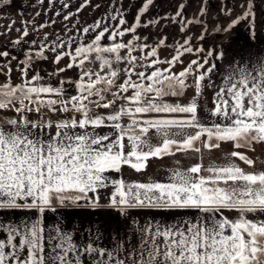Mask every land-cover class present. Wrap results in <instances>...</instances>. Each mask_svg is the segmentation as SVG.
<instances>
[{"label":"snow or ice","instance_id":"snow-or-ice-1","mask_svg":"<svg viewBox=\"0 0 264 264\" xmlns=\"http://www.w3.org/2000/svg\"><path fill=\"white\" fill-rule=\"evenodd\" d=\"M54 2L48 0L49 5ZM12 3L0 0L3 6ZM60 3L63 9L70 7L68 0ZM38 4L43 8L45 0ZM246 4L223 31L251 21L249 31L255 35L254 9L264 0ZM90 6L92 0H81L62 20ZM109 6L114 14L106 12L91 24L71 29L65 24L63 31L76 32L67 39L42 31L55 25L54 19L39 25L35 19L21 21L15 28L20 35L5 45L36 47L18 60V83L12 76L17 56L7 47L0 49L6 61L0 64V213L34 214L18 222L0 221V264H264V160L256 156L258 148L264 149V59L250 67H232L208 107L204 91L212 87L213 51L184 66L181 57L186 53L204 52L194 49L188 36L170 59H161L159 49L167 37L149 44L137 34L160 23L141 20L155 0H142L130 26L124 11ZM184 8L181 3L166 18L181 23ZM200 12L206 14L204 8ZM201 23L189 19L181 32ZM15 24L11 20L0 35L7 36ZM30 28L39 40H25ZM128 35L131 39L125 41ZM137 51L144 54L137 56ZM217 56L223 58V51ZM38 60L56 68L42 76L34 70ZM63 60L67 63L60 67ZM86 63H97L99 70ZM121 63L126 65L123 75L116 66ZM177 64L182 68L175 72ZM73 69L78 70L75 81L59 80V86L45 81ZM66 83L75 86L76 95L67 94ZM189 88L194 94L183 103L172 99L185 98ZM44 112L67 118L54 120ZM224 144L232 150L218 163L214 154ZM165 158L173 165L165 178L149 175L150 162ZM125 168L143 179H126ZM60 209H114L131 230L110 248L100 244L99 235L78 243L59 223L45 225V214ZM141 214L143 222L137 218Z\"/></svg>","mask_w":264,"mask_h":264},{"label":"crops","instance_id":"crops-1","mask_svg":"<svg viewBox=\"0 0 264 264\" xmlns=\"http://www.w3.org/2000/svg\"><path fill=\"white\" fill-rule=\"evenodd\" d=\"M70 7L68 9H63L60 0H55L51 5L48 4V0H45V5L41 8L38 4V0H13V3L9 6H3L2 11H0V33L5 32V28L9 25L11 20H15L16 24L10 33L5 35H0V49L7 47L12 55L17 56V60L12 61L13 68V82L18 83L19 77L16 72V65L18 60L24 59L23 53L29 48H35L30 43H24L22 46L13 47L11 44L5 45L6 40L14 41L20 33L15 31V28L21 27V21H31L35 19L36 24L49 22L51 20H56L55 25H50V27L43 29V32L48 33H58L62 38L67 39L68 36L76 35L75 29L72 32L63 31L65 24L68 28H72L76 25V28H81L87 24H91L97 19H101L107 13H113V8L109 5L112 4L113 7L119 8L124 11L125 18L128 21V26H130L137 14L138 8L141 6L142 0H92V6L86 7L82 12L72 17L69 21L64 22L62 20L63 15H67L69 11L75 12L76 7L79 5L81 0H68ZM184 3L185 8L183 10V17L181 23H172L166 17L173 16L178 8V6ZM254 3L259 4V0H254ZM96 4H100V8H95ZM31 5V6H30ZM242 5L244 7H242ZM247 7L246 0H155V7L150 10L148 14L141 18L142 23H145L148 19H157L160 21L157 25H151L147 29H138V35L142 38L147 37V43L152 44L156 40L167 37L165 46H161L159 49V56L161 59H170L168 55H174L176 48H178L183 40L191 36L192 44L191 46L196 48H203L204 52L197 54L195 51L193 53H186L181 57L184 66H186L192 59H198L204 57L209 50L213 51V57L210 58V63H215L216 68L211 74V88H206L204 91V96L207 101V106L212 107V99L214 92L222 85L224 77L228 74L232 67H250L258 62V60L264 59V12L261 8H264V4L255 8L256 18L254 22V33L252 36L250 34L249 28L252 26L251 21H241L239 24L235 25L233 28L227 31L226 29L231 20L236 19L241 15L244 9ZM201 8L206 10V14L201 15ZM223 9V11H222ZM231 10L228 15L225 13ZM41 11L39 17H35V12ZM60 11L62 15L60 17L55 16V12ZM189 19H199L202 21L201 24H192L188 26V30L181 32V28L187 24ZM77 21L79 23H77ZM114 23V22H113ZM30 27V26H29ZM203 36V39L200 37ZM40 39V35L33 34L30 28V35L25 38L26 41L30 42L32 39ZM54 36H49V41L53 40ZM87 42L88 38H83ZM125 41L131 39V35L123 38ZM111 43V41H108ZM75 47V45H73ZM223 51L224 57L219 58L217 53ZM47 54V53H46ZM137 56L143 55L137 51ZM123 55V53H122ZM6 61L0 58V64H4ZM67 63V60L61 61L60 67H63ZM144 63H147L145 61ZM180 65V64H179ZM95 64L86 63V67L94 69ZM166 66V65H165ZM181 66V65H180ZM206 65L205 67H209ZM96 67V66H95ZM56 65L52 64L50 61L38 60L34 64V70L40 72L43 76L46 73L54 71ZM182 68V66H181ZM140 69V68H139ZM175 69V68H174ZM173 69V70H174ZM144 70V69H141ZM122 72V71H121ZM31 75V73H30ZM30 78V77H29ZM3 79V77H0ZM78 79V70L73 69L65 73L60 74L58 77L49 79L45 77L47 83H51L54 86H59V80H72ZM191 82V78H189ZM67 90L68 95H76L77 90L73 84L66 83L64 85ZM193 89H188L185 98H181L183 103L188 97L193 95ZM12 115V114H8ZM43 115L51 119L67 118V114L64 113H51L44 112ZM202 115H204L202 113ZM31 119H38L37 114H29ZM204 119L207 116L204 115ZM55 130L53 129V132ZM107 131V129H102ZM232 150L230 144L222 145V151L216 152L214 158L216 161L223 162V153ZM256 156L260 160H264V149H257ZM207 157L205 158V163L207 164ZM151 166L148 169L149 175L154 178L163 179L166 176V170L172 167V161L169 158H165L163 161H152ZM187 163V162H184ZM243 166V165H241ZM118 176L120 174H113ZM123 175L126 179H143V177L132 173L128 168L123 170ZM104 197L102 195L101 203H104ZM157 219H163L165 221H171L172 217L170 215L164 214L163 216L159 214H153ZM190 216L195 218L198 213H190ZM227 215V213H226ZM34 216L33 213L26 212H3L0 213V221L4 222H18L22 218H28ZM143 222V214L137 217ZM59 223L65 230L72 231L74 238L78 243L86 242L89 236L95 238L97 235L101 237L100 244L105 247H111L117 240L123 242L128 231L131 230L130 223L114 209H79V210H65L60 209L55 213L48 212L45 214V225L52 226ZM0 238H3L0 236Z\"/></svg>","mask_w":264,"mask_h":264},{"label":"rangeland","instance_id":"rangeland-1","mask_svg":"<svg viewBox=\"0 0 264 264\" xmlns=\"http://www.w3.org/2000/svg\"><path fill=\"white\" fill-rule=\"evenodd\" d=\"M171 57L172 55H168V57ZM95 64V66H94V69L95 70H99L98 69V64L97 63H94ZM117 67H119L121 70H122V72H121V75H123L124 73H123V69L126 67V65L125 64H123V63H121V64H119V65H116ZM160 67H165V65H160ZM138 70H141V68L139 69L138 68ZM152 69H147V71L148 72H150ZM181 70V66L179 65V64H177L176 65V67H175V69L173 70V71H175V72H178V71H180ZM133 79H136V77L135 76H133ZM191 89V88H190ZM172 99H179L180 100V102H181V98H172Z\"/></svg>","mask_w":264,"mask_h":264}]
</instances>
